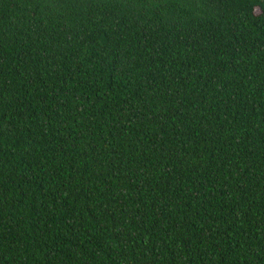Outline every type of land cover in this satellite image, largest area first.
<instances>
[{
    "label": "trees",
    "instance_id": "obj_1",
    "mask_svg": "<svg viewBox=\"0 0 264 264\" xmlns=\"http://www.w3.org/2000/svg\"><path fill=\"white\" fill-rule=\"evenodd\" d=\"M264 0H0V264H264Z\"/></svg>",
    "mask_w": 264,
    "mask_h": 264
},
{
    "label": "snow or ice",
    "instance_id": "obj_2",
    "mask_svg": "<svg viewBox=\"0 0 264 264\" xmlns=\"http://www.w3.org/2000/svg\"><path fill=\"white\" fill-rule=\"evenodd\" d=\"M262 14H264V13H262Z\"/></svg>",
    "mask_w": 264,
    "mask_h": 264
}]
</instances>
